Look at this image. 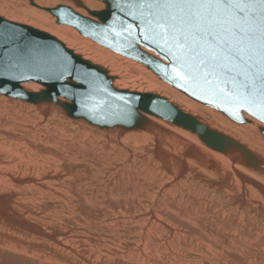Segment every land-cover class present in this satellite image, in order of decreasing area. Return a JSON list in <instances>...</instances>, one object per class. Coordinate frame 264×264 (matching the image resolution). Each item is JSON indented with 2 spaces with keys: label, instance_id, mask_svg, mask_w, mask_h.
<instances>
[{
  "label": "bare ground",
  "instance_id": "1",
  "mask_svg": "<svg viewBox=\"0 0 264 264\" xmlns=\"http://www.w3.org/2000/svg\"><path fill=\"white\" fill-rule=\"evenodd\" d=\"M50 1L34 0L46 17L30 0H0V10L102 65L118 89L166 97L167 88L179 100L169 101L249 153H223L150 114L142 129L99 128L54 103L0 95V264H264V124L247 113L251 123H232L142 64L56 25L42 9L56 7Z\"/></svg>",
  "mask_w": 264,
  "mask_h": 264
},
{
  "label": "water",
  "instance_id": "2",
  "mask_svg": "<svg viewBox=\"0 0 264 264\" xmlns=\"http://www.w3.org/2000/svg\"><path fill=\"white\" fill-rule=\"evenodd\" d=\"M30 1L36 5L34 0ZM100 1L105 4L104 8L90 10L81 0H72L75 5L86 8L88 14L96 20L76 12L69 5L59 4L42 9L54 15L58 23L70 25L111 51L144 64L169 85L195 101L224 113L231 120L246 122L244 113H247L264 124L259 114H253L254 110L249 111L247 107L237 108L206 86H198L177 75L175 60L165 50L164 41L156 35V42H153L154 32H160V29L155 27L154 20V32L148 30V20L156 15V8H149L147 4L141 3V0ZM129 24L134 25V40L129 38L124 30ZM0 33H3V38L0 39V64L7 68L9 64L28 61L27 66L19 71L0 76V93L4 95L33 103H54L59 105L68 117L86 121L99 128L119 126L123 130L142 129L150 121L145 114H150L191 129L209 146L223 153L232 152L235 147L245 155L249 153L237 141L209 129L165 96L114 87V77L106 68L85 59L48 32L0 15ZM145 36L149 39L145 40ZM29 53H32L31 58ZM65 59L70 63L72 75L58 79L54 69ZM76 70L90 72L93 76L77 79ZM13 76L21 78L13 79ZM28 82L37 83L42 88L39 91H29L22 85ZM86 97L90 99L86 100ZM260 130L264 134V127ZM210 135L213 139H209ZM253 157L256 159L255 155Z\"/></svg>",
  "mask_w": 264,
  "mask_h": 264
},
{
  "label": "snow or ice",
  "instance_id": "3",
  "mask_svg": "<svg viewBox=\"0 0 264 264\" xmlns=\"http://www.w3.org/2000/svg\"><path fill=\"white\" fill-rule=\"evenodd\" d=\"M141 3L157 9L153 19L148 20V30L154 32V20L160 32H154L153 42L156 35L164 41L180 78L206 86L235 107L254 110L253 114L264 120V0H141ZM133 27L129 24L124 30L134 40ZM27 64V60L9 64L7 68L0 64V76L19 71ZM54 71L58 79L72 75L66 59ZM76 71L77 79L93 76L84 70Z\"/></svg>",
  "mask_w": 264,
  "mask_h": 264
},
{
  "label": "rangeland",
  "instance_id": "4",
  "mask_svg": "<svg viewBox=\"0 0 264 264\" xmlns=\"http://www.w3.org/2000/svg\"><path fill=\"white\" fill-rule=\"evenodd\" d=\"M38 1H47V0H38ZM82 2H83V4L85 5V7H87V9H90V10H92V9H95V8H100L101 6H102V4H103V2L101 3L100 1H98V0H81ZM50 3L51 4H53V5H55V4H62V5H69V6H72L74 9H76V10H78V11H80L81 13H83V14H88V12H87V10H86V8H84V7H79V6H77V5H75L74 4V2H72V0H51L50 1ZM9 4H11V3H7V7L8 8H14V7H19L20 9H23L22 8V5L20 4V5H18V6H16V5H9ZM28 4H29V6L30 7H34V5L32 4V3H30V2H28ZM56 5V6H57ZM14 6V7H13ZM45 11V10H44ZM33 12H35V13H39V14H42L44 17H46V15L45 14H43V13H41V12H39L38 11V9L37 8H35L34 7V11ZM47 12V11H46ZM45 12V13H46ZM48 13V12H47ZM49 15H50V13H48ZM0 15H2V16H4V17H6V18H8L9 19V17L11 16V15H13V18L12 19H16V21H20V20H22V21H25L24 19H21L17 14H11V13H5L4 12V14H3V12L0 10ZM89 15V14H88ZM51 17H50V19H53L54 20V22L56 23V25H66V24H60V23H58L57 22V19H56V17L54 16V15H50ZM11 19V18H10ZM68 26V25H67ZM70 26V25H69ZM78 33V32H77ZM79 34V33H78ZM113 52V51H112ZM114 53V52H113ZM122 56V55H121ZM122 57H124V56H122ZM124 58H126V57H124ZM127 59V58H126ZM128 59H130V58H128ZM130 60H132V59H130ZM132 61H134V62H136V63H139V62H137V61H135V60H132ZM139 64H142V63H139ZM144 67H146L144 64H142ZM149 71H151V73H153V75H155L157 78H159L160 79V77L159 76H157L151 69H149L148 67H146ZM114 73V72H113ZM161 80V79H160ZM162 82H164L165 84H167L168 86H170L171 88H173L171 85H169L168 83H166L165 81H163V80H161ZM174 90H176L175 88H173ZM154 91V93H161V91L159 92V90H151V91H145V92H153ZM156 91V92H155ZM163 91L165 92V93H167L166 94V97L167 98H170V99H177L176 98V96L174 95V93L173 92H171V91H169L167 88H163ZM161 94H164V93H161ZM182 94V93H181ZM0 95H2V96H4V97H8V98H10V96H7V95H4V94H2V93H0ZM163 96H165V94L163 95ZM11 98H13V97H11ZM19 99V98H18ZM178 100V99H177ZM173 101V100H172ZM179 101V100H178ZM175 102V101H174ZM180 106H181V104H179ZM207 107V106H206ZM189 108V107H188ZM208 108H210V107H208ZM211 109H213V108H211ZM213 110H215V109H213ZM217 111V110H216ZM219 112V111H218ZM221 113V112H220ZM223 114V113H222ZM227 120H229V121H231L232 123H236V122H234V121H232L231 119H229V118H227V116H225V115H223ZM251 117V116H250ZM252 119H254V121H257L258 123H260V124H263V123H261L260 121H258L257 119H255V118H253V117H251ZM251 121L252 120H250L249 122H247V123H244V122H242V123H244V124H249V123H251ZM83 122V121H82ZM242 123H237V124H242ZM261 134V133H260ZM262 135V134H261ZM262 137H264L263 135H262Z\"/></svg>",
  "mask_w": 264,
  "mask_h": 264
}]
</instances>
